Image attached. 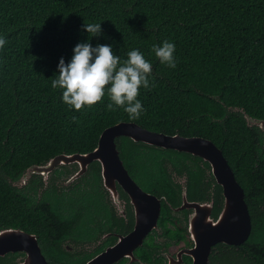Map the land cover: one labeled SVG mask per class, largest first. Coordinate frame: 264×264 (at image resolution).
I'll list each match as a JSON object with an SVG mask.
<instances>
[{
	"label": "trees",
	"instance_id": "1",
	"mask_svg": "<svg viewBox=\"0 0 264 264\" xmlns=\"http://www.w3.org/2000/svg\"><path fill=\"white\" fill-rule=\"evenodd\" d=\"M85 23H100L102 34L90 37ZM0 36L7 41L0 50V231L37 235L50 264H84L89 255L70 256L61 245L82 240L100 218L98 162L90 167L94 180L83 177L74 188L53 181L47 186L36 173L25 185L21 178L57 155L93 151L106 128L135 122L167 135L205 137L223 149L249 198L260 199L251 203L245 250L251 264H264V133L241 111L264 119V0H0ZM165 40L175 44L174 69L151 51ZM86 42L110 45L122 60L137 49L152 63L149 79L156 86L141 88L145 111L139 119L109 111L107 97L92 108L69 109L62 90L51 87L60 59L70 62L75 46ZM116 142L137 182L148 187V181L157 193L159 182L173 196L159 168L167 157L178 164L179 151L126 136ZM155 249L140 253L142 264H160ZM229 254V263L247 260L243 250ZM24 257L9 252L0 264H20Z\"/></svg>",
	"mask_w": 264,
	"mask_h": 264
},
{
	"label": "flooded vegetation",
	"instance_id": "2",
	"mask_svg": "<svg viewBox=\"0 0 264 264\" xmlns=\"http://www.w3.org/2000/svg\"><path fill=\"white\" fill-rule=\"evenodd\" d=\"M241 111L245 114V120L250 127L257 126L264 133L262 126L249 122L246 113L243 110ZM179 152L175 154L178 164L174 163V158L167 157L164 164L159 168L160 174L165 177L164 183L172 187L173 196L169 195L170 190L159 182H156L160 185L159 193H157L154 190H149L148 181L146 183L148 187H144L132 177L144 192L155 196L159 200V217L157 225L147 233L143 244L134 249V260L131 256H126L113 264L121 262L124 264H142L144 261L140 253L153 249V247L156 248L153 256L161 259L160 264H194L193 256L188 254L187 251L196 246L195 236L209 233L210 228L226 212L229 197L226 187L219 181L213 165L201 155L188 151ZM223 154L234 173L237 183L243 189V200L252 219L251 203L258 202L260 199L249 198L246 187L239 178L234 165L224 151ZM96 162H98L97 165L100 166L101 171L99 192L100 200L102 201V213L100 218L93 223H89L87 233L82 240L67 239L61 245V248L69 253L70 256L89 255L90 257L84 264H87L109 248L116 246L123 237L132 233L140 224V209L145 218L153 216L156 209V205L150 202H146L141 206L136 205L119 181L115 182L117 194L114 195L105 183L102 166L99 161L91 162L87 171L73 180L71 179L79 171L78 164H72V166L63 169V173L54 170L47 177L44 174H36L43 178L47 186L50 181H53L57 185L61 183L74 188L75 184L83 177L94 180L90 167ZM148 167L150 169L157 168V166L153 165H148ZM47 178L48 180H45ZM93 182L89 181V187L93 185ZM260 206L264 208L263 205ZM240 207L243 210V207ZM231 212L235 214V217L240 215V212L235 213L234 208ZM146 222L148 223L149 221ZM248 240L249 238L241 244L218 242L212 245L208 260L209 264H234L225 260L231 256L229 252L232 250L236 252V255H241L243 250V256L247 257V260L241 264H251L250 255L245 250Z\"/></svg>",
	"mask_w": 264,
	"mask_h": 264
},
{
	"label": "water",
	"instance_id": "3",
	"mask_svg": "<svg viewBox=\"0 0 264 264\" xmlns=\"http://www.w3.org/2000/svg\"><path fill=\"white\" fill-rule=\"evenodd\" d=\"M246 116L249 122L258 124L264 129V120H254L248 114ZM120 136H126L134 141H141L157 147L201 155L213 165L219 181L226 187L229 197L226 212L210 228L209 233L196 235V246L187 251L188 254L193 256L194 264H209L211 247L218 242L241 244L249 238L252 232V219L243 200V189L237 183L222 149L213 141L203 137H186L179 134L167 135L145 129L135 122H120L102 132L98 146L93 151L57 155L44 165L29 167L20 181V184H22L35 173L44 174L47 177L49 173L61 165L78 164L79 171L71 179L73 180L84 174L91 162L99 161L105 183L114 195L117 194L115 182L119 181L136 205L141 206L146 202L156 205L155 214L148 218L144 217L140 209V224L137 228L126 237H123L116 246L99 254L87 264H113L126 256H131L134 260V249L143 244L147 233L157 225L160 212L159 200L155 196L144 192L125 167L116 142V139ZM240 206L243 207V210ZM233 208L235 213L240 212V215L235 217V214L231 212ZM9 252L25 253L24 260L20 264H50L42 251L37 235L22 229L7 228L0 231V257Z\"/></svg>",
	"mask_w": 264,
	"mask_h": 264
},
{
	"label": "clouds",
	"instance_id": "4",
	"mask_svg": "<svg viewBox=\"0 0 264 264\" xmlns=\"http://www.w3.org/2000/svg\"><path fill=\"white\" fill-rule=\"evenodd\" d=\"M83 29L90 37L102 34L100 23H85ZM6 38L0 36V50L4 48ZM71 61L63 58L58 65V75L52 79L51 87L62 90V100L69 109L82 111L103 103L107 97V109H122L130 120H137L145 111L138 99L140 90L151 91L154 88L152 63L137 49L127 52L126 59L113 52L110 45L79 43L74 48ZM151 51L156 59L170 68H176L175 44L165 40L162 45H153ZM76 118L73 117V121Z\"/></svg>",
	"mask_w": 264,
	"mask_h": 264
},
{
	"label": "rangeland",
	"instance_id": "5",
	"mask_svg": "<svg viewBox=\"0 0 264 264\" xmlns=\"http://www.w3.org/2000/svg\"><path fill=\"white\" fill-rule=\"evenodd\" d=\"M31 176H32V175H31ZM31 176H30V177H31ZM30 177H29V178H30ZM29 178H27V179H26L24 182H22V184H20V185H25V184H27V180H29ZM45 180H48V178L45 179Z\"/></svg>",
	"mask_w": 264,
	"mask_h": 264
}]
</instances>
